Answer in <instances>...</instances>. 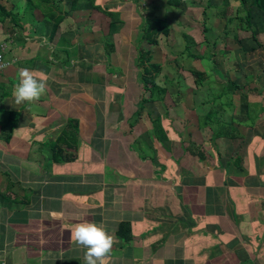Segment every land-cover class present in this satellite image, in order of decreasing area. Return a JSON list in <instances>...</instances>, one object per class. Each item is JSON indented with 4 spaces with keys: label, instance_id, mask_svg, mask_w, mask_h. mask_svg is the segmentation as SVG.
Here are the masks:
<instances>
[{
    "label": "crops",
    "instance_id": "obj_1",
    "mask_svg": "<svg viewBox=\"0 0 264 264\" xmlns=\"http://www.w3.org/2000/svg\"><path fill=\"white\" fill-rule=\"evenodd\" d=\"M258 1L243 27L239 0H0L18 17L0 23L12 62L0 70V264H85L70 235L85 222L114 236L109 264H264ZM48 8L64 13L53 33ZM145 18L162 27L152 45ZM138 45L160 67V99L139 80ZM21 68L46 77L39 101L14 104Z\"/></svg>",
    "mask_w": 264,
    "mask_h": 264
},
{
    "label": "trees",
    "instance_id": "obj_2",
    "mask_svg": "<svg viewBox=\"0 0 264 264\" xmlns=\"http://www.w3.org/2000/svg\"><path fill=\"white\" fill-rule=\"evenodd\" d=\"M33 1V2H32ZM179 0H165L166 4L174 5L178 3ZM247 0H239L240 7L242 10V15L239 17H236V20L238 22L239 26L247 27L248 26V21H249V13L248 9H246L244 3ZM26 5H33V7H39L41 8L42 5H56L55 0H26ZM256 5H261V7L264 8V0H259ZM49 9V8H48ZM50 13L49 17L52 21L51 24V29L50 33L54 32L58 23L62 20L63 17V12L58 10V14H55L51 9L48 10ZM9 17L12 19V24L16 27V22L18 20V17L12 14L9 10H5L1 5H0V23L6 18ZM233 21V20H232ZM162 30V27L158 25V22L155 20H150L148 18H145V21L142 25V30H141V35L140 39L142 42H145V44H154L155 43V37L157 34ZM136 66L140 68V73H139V80L142 83V86L144 89L149 92V98L151 99H160L161 94L163 90L159 88L156 83H155V76L156 73L159 70V66L153 63L149 62V57H148V50L145 48H142L141 46L138 45V53H137V61H136ZM194 82L199 81L198 77L200 78L201 74L196 72V71H191ZM229 83V86L231 87L230 81L226 80ZM234 88V87H232ZM216 96V98H218ZM14 116V113H8V118L1 127V132L6 133L5 131H10L11 126L9 125V121L11 118ZM73 121H69L68 123V128L60 131L58 135L55 138L54 143L51 145V160L56 162L59 161L60 159V152L62 150V147L69 146V141H71L72 137L70 136V130L73 128ZM5 137V136H4ZM7 138V135L5 139Z\"/></svg>",
    "mask_w": 264,
    "mask_h": 264
},
{
    "label": "clouds",
    "instance_id": "obj_3",
    "mask_svg": "<svg viewBox=\"0 0 264 264\" xmlns=\"http://www.w3.org/2000/svg\"><path fill=\"white\" fill-rule=\"evenodd\" d=\"M18 81L12 92L15 105L37 102L47 90L46 77H38L28 68L19 69ZM70 235L75 244L86 249L85 264H109L116 241L103 227L96 223H79L74 226Z\"/></svg>",
    "mask_w": 264,
    "mask_h": 264
},
{
    "label": "built area",
    "instance_id": "obj_4",
    "mask_svg": "<svg viewBox=\"0 0 264 264\" xmlns=\"http://www.w3.org/2000/svg\"><path fill=\"white\" fill-rule=\"evenodd\" d=\"M2 47H0V70L4 67H2L3 65H8L9 61H5L4 59H2Z\"/></svg>",
    "mask_w": 264,
    "mask_h": 264
},
{
    "label": "rangeland",
    "instance_id": "obj_5",
    "mask_svg": "<svg viewBox=\"0 0 264 264\" xmlns=\"http://www.w3.org/2000/svg\"><path fill=\"white\" fill-rule=\"evenodd\" d=\"M61 1H63L62 3H64V0H61ZM1 47H2V49H3V51H4V45H3V44H1ZM3 51H2V53H3ZM2 53H1V54H2ZM185 54H186V51L183 52V55H185ZM2 59H3V56H2ZM4 60H5V61H9V64H8V65H10V64L12 63L10 60H6V59H4ZM129 60H130V59H129ZM8 65H7V66H8ZM4 68H5V67H4ZM2 69H3V68H2ZM2 69H1V70H2ZM158 81H159V78H158Z\"/></svg>",
    "mask_w": 264,
    "mask_h": 264
}]
</instances>
